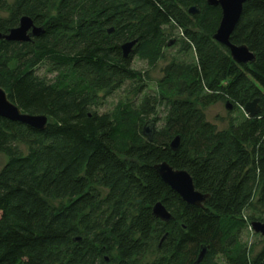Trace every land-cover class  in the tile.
Listing matches in <instances>:
<instances>
[{
  "label": "trees",
  "instance_id": "16d2710c",
  "mask_svg": "<svg viewBox=\"0 0 264 264\" xmlns=\"http://www.w3.org/2000/svg\"><path fill=\"white\" fill-rule=\"evenodd\" d=\"M24 17L41 33L0 40V88L47 126L0 118V264H195L202 250L198 264H264V237L255 254L241 241L264 223V0L244 3L230 36L254 55L242 66L213 39L221 12L207 0H0V35ZM179 42L193 62L166 61ZM135 59L166 61L153 94ZM126 88L133 99L99 112L101 95ZM255 100L256 117L226 130L202 114ZM159 163L192 178L201 208L162 182ZM158 203L170 222L153 216Z\"/></svg>",
  "mask_w": 264,
  "mask_h": 264
},
{
  "label": "water",
  "instance_id": "95a60500",
  "mask_svg": "<svg viewBox=\"0 0 264 264\" xmlns=\"http://www.w3.org/2000/svg\"><path fill=\"white\" fill-rule=\"evenodd\" d=\"M248 0H207V5L214 8L219 7L221 12V20L218 24V30L216 31L213 39L218 45H221L226 50L229 51V56L232 61L238 65L253 64L254 55H252L249 50L241 45L239 47L234 46L230 42V36L234 32L236 25L238 24L241 13L243 10L244 3ZM189 13L194 15L196 11L190 9ZM18 27L10 30L7 34L0 35V40H6L11 43H27L31 38H36L41 33V30L36 28L32 21L28 17L21 18L18 22ZM137 44L136 41L128 42L121 47L122 54L124 58H127L132 52L133 47ZM257 100L245 104L243 112L250 118L256 117L259 113L260 108L257 105ZM227 110H231V107L227 106ZM0 118L11 121L14 123H21L25 126L32 127L38 131H42L47 126V118L44 116L37 117L32 115H26L21 112L14 104H12L7 94L0 88ZM154 123H147L143 127V136L151 141ZM178 139L175 138L170 148L172 151H177L178 149ZM156 175L160 177L162 182L182 199L184 203L189 206H194L196 208H201L208 198L207 195H202L195 190L193 186L192 178L183 170H175L170 165L166 163L156 164L153 168ZM152 214L157 220L162 222H170L169 213L163 208V206L158 203L152 208ZM251 229L253 232L264 237V223H252ZM204 250L200 252L195 264L201 262L204 257Z\"/></svg>",
  "mask_w": 264,
  "mask_h": 264
},
{
  "label": "rangeland",
  "instance_id": "374dc122",
  "mask_svg": "<svg viewBox=\"0 0 264 264\" xmlns=\"http://www.w3.org/2000/svg\"><path fill=\"white\" fill-rule=\"evenodd\" d=\"M178 35L179 33L175 32L173 34L174 38L172 37L170 38V40H177L176 37ZM165 54L166 61L174 59L185 62L194 61L192 53L184 52V47L180 45V42L177 43V45H174L173 47L165 50ZM166 61L160 62L154 69L148 70L143 62H139L136 59L134 60L133 65L135 70L139 71L140 74L144 77L145 75L148 76L149 80L147 81H149L150 83L147 85L146 94H153L155 92L156 88L154 87V84L161 78V70L166 65ZM43 72L44 71L41 69L40 73L43 74ZM128 90L131 91L132 89L126 88L125 90H120L119 92L114 93L108 97H103V95H101V100L99 101L100 104L98 108L99 112H109V110L113 108L120 101V99H133V95L130 94ZM202 114L206 121L214 125L215 129H217L218 131L226 130L233 123H239L245 118L242 108H237L233 106L231 107V110H227L225 103L223 102H218L214 105H211L209 108L202 109ZM164 117V109L159 108L158 113L154 118L157 120L155 130H159L163 127ZM6 162V158L0 154V169L5 165ZM260 239V236L256 235L251 229L246 230L241 237V241H243V243L246 245L248 252H250L251 254H255L258 252L261 242Z\"/></svg>",
  "mask_w": 264,
  "mask_h": 264
}]
</instances>
